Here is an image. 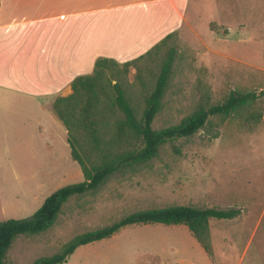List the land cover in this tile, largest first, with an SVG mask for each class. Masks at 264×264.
I'll list each match as a JSON object with an SVG mask.
<instances>
[{
	"label": "rangeland",
	"instance_id": "374dc122",
	"mask_svg": "<svg viewBox=\"0 0 264 264\" xmlns=\"http://www.w3.org/2000/svg\"><path fill=\"white\" fill-rule=\"evenodd\" d=\"M192 6L180 34L127 72L124 63L108 70L112 83L123 85L141 115L167 52L176 51L155 129L175 126L233 92L257 99L231 116L212 117L194 136L162 146L156 159L116 173L98 191L72 197L50 230L17 238L9 252L13 264H33L75 236L133 212L181 205L235 209L238 215L209 221L210 252L186 226L131 225L78 248L63 264H264V0H192ZM0 106L18 107L0 113L17 120L0 122L4 222L32 217L54 192L85 177L55 112L22 110L38 106L17 98L0 97ZM27 117L42 121L41 130L16 129Z\"/></svg>",
	"mask_w": 264,
	"mask_h": 264
},
{
	"label": "trees",
	"instance_id": "16d2710c",
	"mask_svg": "<svg viewBox=\"0 0 264 264\" xmlns=\"http://www.w3.org/2000/svg\"><path fill=\"white\" fill-rule=\"evenodd\" d=\"M171 37L169 35L146 54L125 62V72L130 65ZM175 56L174 49L167 52L154 89L145 96L146 106L141 115L132 105L123 85L112 83L108 70L119 66V62L110 58H99L92 74L79 76L73 81L72 95L59 97L54 102V112L68 132L72 158L80 165L85 180L54 192L30 218L0 222V264H13L9 260V252L19 236L40 235L50 230L72 197L98 191L116 173L156 159L162 146L194 136L212 117L231 116L257 99L252 92H233L222 103L201 106L175 126L155 129L153 124L162 109L174 72ZM114 117L115 120L111 122ZM174 150L180 152L178 147H174ZM237 215L238 210L235 209L185 205L140 210L114 223L75 236L59 252L41 257L33 264H63L78 248L111 238L131 225L186 226L210 252L206 241L209 221L230 219Z\"/></svg>",
	"mask_w": 264,
	"mask_h": 264
},
{
	"label": "crops",
	"instance_id": "0c3cea01",
	"mask_svg": "<svg viewBox=\"0 0 264 264\" xmlns=\"http://www.w3.org/2000/svg\"><path fill=\"white\" fill-rule=\"evenodd\" d=\"M192 0H0V97L51 112L73 81L94 72L99 58L125 63L180 34ZM4 100H2L3 102ZM18 107L0 106V113ZM16 119L0 118L8 123ZM16 121V122H14ZM36 117L16 129L43 127Z\"/></svg>",
	"mask_w": 264,
	"mask_h": 264
}]
</instances>
